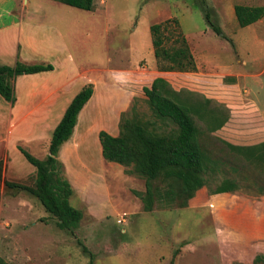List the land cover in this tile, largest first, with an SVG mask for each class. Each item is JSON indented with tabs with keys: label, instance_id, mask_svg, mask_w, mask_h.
<instances>
[{
	"label": "rangeland",
	"instance_id": "1",
	"mask_svg": "<svg viewBox=\"0 0 264 264\" xmlns=\"http://www.w3.org/2000/svg\"><path fill=\"white\" fill-rule=\"evenodd\" d=\"M246 3L249 1L105 0L100 19L91 16L87 10L66 5L60 10L64 13L60 19L69 20V25H62L61 28L66 35H70V44L74 47L73 54L80 62L86 66H104L110 65V60L116 62L124 59L125 64L115 73L123 70L122 73L130 76L129 71H138L141 66L153 71L158 70V63L151 61L155 58L151 25L165 21L164 14H172L170 19L177 18L180 21L179 30L189 34L194 56L200 61V70L212 73L211 76L216 79L213 88L203 92L188 83V78L194 80L192 76L184 75L182 79L186 80L188 77V81L178 86V90L189 89L213 99V105L221 104L230 109L231 118L229 103L225 101V97H218L223 94L219 91L242 96L245 102H249L251 97L264 102V67L261 68L264 64V19L260 24L240 26L234 7L236 4ZM251 3L263 5L264 0H251ZM204 6L209 8L212 21L222 28L221 34L211 28L205 16ZM69 9H73V12H69ZM30 12V17H40L43 13L36 11L35 14L33 10ZM175 25V22L170 23L172 28ZM76 31L83 39L78 41V44L77 40H72ZM166 34L169 36L167 44L173 43L174 34L170 30H167ZM211 64H214L213 68ZM216 64L222 65L227 71L222 72L215 68ZM230 67L244 75L248 74L245 78L240 76L236 87L234 85L237 83L233 78L235 76L229 70ZM155 72L148 73L150 78H145L144 86L148 83L147 79L155 76ZM132 107L134 110H131ZM126 112L129 117L136 114L140 118L157 120L143 90L134 96L131 107ZM241 113L242 115L236 117L237 126L228 129L226 123L214 132L205 129L199 121V125L203 127L201 138L213 155L224 159L226 153L223 140L231 143L240 141L235 135L242 134L245 128L243 125L247 122L244 114L246 112ZM158 125V130L162 132H169L173 127L162 124L160 120ZM22 143L39 158H45L47 155L48 146L46 148L32 145L27 140ZM97 153L98 157L91 146L90 155H83L86 159L90 156L92 162L91 174L87 180L89 183L80 189L84 191L79 190L82 194L74 193L70 198L71 204L83 212V218L74 232L61 229L57 218L47 212L30 192L7 187L2 182L0 257L9 264H90L92 258L90 253L83 251L79 244L81 241L92 252L93 264H213L210 252L204 246L210 239L211 227L200 223L201 217L207 214L206 210H202L203 213L198 215L196 210L185 209L186 206L182 209H163L158 206L153 211H145L142 200L135 193L145 190V179L127 172V167L124 166H117L115 174L125 172L131 176L133 180L127 182L124 187L130 191V196L136 202L139 199L142 204L137 212L131 213L127 210L124 219L126 221L118 222L123 214L117 213L116 205L108 198L103 184V156L99 148ZM11 157L12 161L7 154V148H4V152L0 150V159L4 160L5 180L34 185L36 167L21 153L17 155L11 151ZM76 162L74 160L78 170L84 171V165L80 161ZM236 164L238 165L236 160H229L223 172L211 177L212 187L227 174L240 180L242 187L238 191L249 195L264 191V160L255 159L243 164L239 169L234 166ZM109 183L111 194L115 198L116 191L113 190H116V186L111 180ZM183 247L188 249L183 251ZM211 258L216 259L212 255ZM252 264H264V261Z\"/></svg>",
	"mask_w": 264,
	"mask_h": 264
},
{
	"label": "crops",
	"instance_id": "2",
	"mask_svg": "<svg viewBox=\"0 0 264 264\" xmlns=\"http://www.w3.org/2000/svg\"><path fill=\"white\" fill-rule=\"evenodd\" d=\"M248 1L246 5H262ZM57 2L59 1L0 0V64L15 65L17 61H21L50 63L54 66L51 70L17 76L14 82V103L0 94V150L4 152V148H7V154L12 161L11 151L24 156L19 146L28 150V147L22 143L27 140L32 145H41L46 148L48 146V151H46L48 155L52 133L63 118L67 107L84 86L92 83L93 94L80 111L73 134L62 144L58 153L59 159L65 165L66 176L74 188V193L82 194L80 191L84 189H80L89 183L87 180L92 170L90 156L86 159L83 155L86 153L90 155L91 146L97 157L98 148L102 152V146L99 145L101 130L113 136L120 134L121 115L129 110L134 96L140 94L145 86H150L156 77L163 76L177 90L178 86L189 79V84L197 86L198 90L207 92L213 88L216 79L211 76L212 73H204L200 70L198 57H195L198 69L193 72L159 71L157 69L155 72L146 66H141L142 68L138 71H129L130 76L122 73L123 70L115 73L125 64L124 59L116 62L110 60V65L86 66L73 54L74 47L70 44V35H66L61 28L62 25H69L68 19L65 17V19H60L62 14L64 15L60 11L64 8L63 6L77 7L60 2L64 4L61 6ZM104 3L105 0H96L94 8L87 10L88 13L100 19ZM31 10L35 14L36 11L43 13L40 17L36 15L30 17ZM71 11L73 12V9H69V12ZM172 16L167 13L164 14L163 19ZM263 19L264 17L255 23L260 24ZM184 34L190 41L189 34ZM72 40H77L78 44V41L83 40L82 35L76 31V34L72 35ZM151 61L156 63V58ZM207 61L211 63L210 60L207 59ZM211 65L213 68L214 64ZM215 66L222 72L227 71L222 65L216 64ZM263 67L264 64L261 68ZM229 70L235 76L233 77L235 83L240 81V76L245 78L248 75L235 71L232 67ZM152 72H155V76L147 79L148 83L144 86L145 78H150L148 73ZM124 75L125 78H123ZM184 75L185 77L192 76L194 80L188 77L183 80ZM236 85L238 83L234 87ZM220 92L223 94L218 97H225L232 111V117L227 122L226 128L237 126L235 122L237 115L246 112L244 114L247 122L243 125L245 128L242 134L235 135L240 141L234 144H264V102L252 97L249 102H245L242 96L230 95L225 91ZM74 160L84 165V171L78 170ZM101 162L103 184L109 200H112L116 205L115 209H118L117 213H128L127 210L134 213L139 207L141 209L142 202L139 199L136 202L130 196V191L124 187L127 182L133 180L131 176L125 172L115 174L117 166L123 165L107 162L104 158ZM109 180L116 186V190H113L116 191L115 198L111 194ZM83 202L87 203L86 200ZM185 209L196 210L197 215L206 210L207 214L201 217L202 222L200 223L211 227L210 239L204 246L210 252L213 264H252L258 255H264V194L249 195L238 190L212 193L207 187H202L189 199ZM185 249L188 248H182L183 251ZM211 255L216 259L211 258Z\"/></svg>",
	"mask_w": 264,
	"mask_h": 264
},
{
	"label": "trees",
	"instance_id": "3",
	"mask_svg": "<svg viewBox=\"0 0 264 264\" xmlns=\"http://www.w3.org/2000/svg\"><path fill=\"white\" fill-rule=\"evenodd\" d=\"M59 2L92 10L96 0H57ZM211 28L217 34L222 28L211 19L209 8L203 7ZM207 8V9H206ZM235 14L240 26H248L264 17V4L250 6L236 4ZM175 22V27L170 26ZM177 18H169L151 25L154 55L159 71H197V62L186 35L179 30ZM170 30L174 41L167 44ZM50 63H24L17 61L14 66L0 64V94L6 100L15 102V79L22 74L51 70ZM94 91L92 83L84 86L73 98L60 123L52 133L49 153L39 158L19 146L26 159L36 167L34 185H27L4 178V160L0 159V185L30 192L43 205L45 210L57 218L58 226L74 232L83 218L82 210L73 206L70 198L74 188L66 176L65 165L59 159L60 147L74 132L80 111L89 101ZM143 92L157 120L144 119L136 114L133 117L123 112L120 121V134L113 136L105 130L99 132L103 158L127 167V172L145 179V190L135 191L142 200L145 211L176 209L188 205L197 190L207 187L212 193L234 192L241 189L240 180L225 176L212 187L211 177L223 172L229 160L238 162L237 169L255 159L264 160V144L237 145L223 140L224 159L213 155L201 138L203 127L210 132L222 128L230 119V109L224 105H213V99L189 89H175L163 76L156 77ZM134 110V107L131 108ZM158 120L162 124L173 125L169 132L158 130ZM233 157V159H232ZM131 167V168H129ZM129 168V169H128ZM1 194V193H0ZM264 194V191H258ZM83 251L92 252L79 241ZM264 261L258 255L254 263ZM0 264H9L0 257ZM240 264V263H238Z\"/></svg>",
	"mask_w": 264,
	"mask_h": 264
},
{
	"label": "built area",
	"instance_id": "4",
	"mask_svg": "<svg viewBox=\"0 0 264 264\" xmlns=\"http://www.w3.org/2000/svg\"><path fill=\"white\" fill-rule=\"evenodd\" d=\"M127 215V213H123V215H121V217L119 218L118 222L122 223L125 219V216Z\"/></svg>",
	"mask_w": 264,
	"mask_h": 264
}]
</instances>
